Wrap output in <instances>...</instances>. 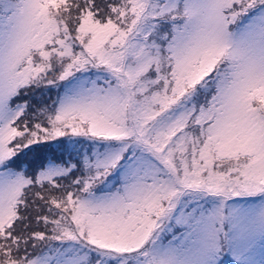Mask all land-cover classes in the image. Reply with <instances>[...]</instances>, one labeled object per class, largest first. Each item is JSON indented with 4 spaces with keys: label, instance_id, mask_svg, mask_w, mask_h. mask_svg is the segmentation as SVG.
Listing matches in <instances>:
<instances>
[{
    "label": "snow or ice",
    "instance_id": "obj_1",
    "mask_svg": "<svg viewBox=\"0 0 264 264\" xmlns=\"http://www.w3.org/2000/svg\"><path fill=\"white\" fill-rule=\"evenodd\" d=\"M0 264H264V0H0Z\"/></svg>",
    "mask_w": 264,
    "mask_h": 264
}]
</instances>
